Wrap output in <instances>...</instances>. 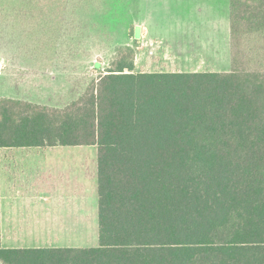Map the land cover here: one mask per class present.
<instances>
[{"label": "trees", "instance_id": "1", "mask_svg": "<svg viewBox=\"0 0 264 264\" xmlns=\"http://www.w3.org/2000/svg\"><path fill=\"white\" fill-rule=\"evenodd\" d=\"M229 3V71L137 72L125 44L63 107L0 96V147L97 146L99 242L0 231V263L264 264V0Z\"/></svg>", "mask_w": 264, "mask_h": 264}, {"label": "rangeland", "instance_id": "2", "mask_svg": "<svg viewBox=\"0 0 264 264\" xmlns=\"http://www.w3.org/2000/svg\"><path fill=\"white\" fill-rule=\"evenodd\" d=\"M201 4L206 5L207 0H162L160 6L151 0H0V95L65 106L110 65L117 46L129 44L130 25L136 18L155 16L187 25L190 19L200 17ZM216 4L209 2L213 6L211 17L222 13V7ZM175 33L189 39L183 30ZM207 51L206 60L197 58L198 68L230 70L228 40L213 41ZM206 61L211 64L204 65ZM149 65L150 69L171 68L166 64ZM67 150L53 168L56 187L59 182L67 192L83 188L84 193L89 185L93 196L96 184L97 196V146H70L63 152ZM61 170L65 172L63 177L59 176ZM30 184L32 190H38L43 182L39 178ZM26 203L22 211L30 204ZM83 243L85 247L98 245V222L96 231L90 232L89 240ZM4 245L8 243L4 241Z\"/></svg>", "mask_w": 264, "mask_h": 264}, {"label": "crops", "instance_id": "3", "mask_svg": "<svg viewBox=\"0 0 264 264\" xmlns=\"http://www.w3.org/2000/svg\"><path fill=\"white\" fill-rule=\"evenodd\" d=\"M210 1L213 3L217 1L215 6L222 7L221 14L210 16L213 8L209 6ZM229 1L207 0L206 5L199 6L202 7L199 11L200 17L196 20L190 19L187 25L155 16L149 19L136 18L130 25L129 42L136 51L135 71H217L198 68L200 61L197 58L206 60L209 57L207 49H211L213 41L228 40L230 47ZM151 2L160 6L162 0H151ZM176 28L185 31L189 39L182 37L183 35L180 38L179 33H175ZM173 34L177 36L174 37ZM165 57L169 59L166 60ZM150 62L152 66L169 65L171 68L150 69ZM206 62L204 65L211 64ZM178 65L182 66V69L172 68ZM184 65H188V68H184ZM0 96L22 99L8 95ZM70 146L84 145L0 147L2 247H85L83 242L89 240V233L96 231L98 222L96 184L92 196L89 185L84 193L83 188L67 192L66 189L61 188L59 182V187H56V181L52 180L56 178L53 169L55 163L69 151L63 152V149H68ZM64 174L65 172L61 170L59 176L63 177ZM39 178L43 182L41 189L32 190L30 181L36 182ZM94 178L97 177L94 175ZM91 199L92 212L89 211ZM26 202L30 204L28 203V208L22 211V206L27 207ZM70 203L72 205H69ZM4 241L8 245H4Z\"/></svg>", "mask_w": 264, "mask_h": 264}]
</instances>
